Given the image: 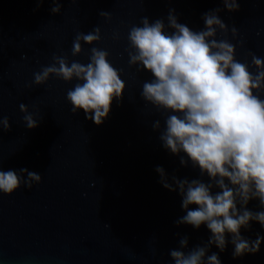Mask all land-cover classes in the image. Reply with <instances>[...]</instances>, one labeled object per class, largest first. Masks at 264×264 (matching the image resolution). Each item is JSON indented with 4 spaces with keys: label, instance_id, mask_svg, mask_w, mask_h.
Returning a JSON list of instances; mask_svg holds the SVG:
<instances>
[{
    "label": "water",
    "instance_id": "obj_1",
    "mask_svg": "<svg viewBox=\"0 0 264 264\" xmlns=\"http://www.w3.org/2000/svg\"><path fill=\"white\" fill-rule=\"evenodd\" d=\"M53 6V0H0V118L11 124L10 131L0 130V170L26 168L42 177L31 189L22 185L12 196L0 193V264H174L169 251L180 247L181 238H188L191 250L212 234L206 225L197 230L177 224L185 215L182 198L178 189L162 186L156 168H164L169 183L173 176L206 183L210 178L191 161L181 165L163 146L168 113L141 96L143 82L154 77L129 64L128 31L147 17L163 20L172 32L170 14L200 31L204 15L219 9L229 32L218 30L217 39L230 40L236 59L255 73L249 53L264 57V0H239L236 12L223 0H60L59 14L51 12ZM96 27L101 41L84 44V52L73 56L77 33ZM92 47L108 51L126 84L99 126L83 110L72 112L66 96L78 81L53 76L44 85L34 83V73L54 63V55L87 63ZM21 104L37 120L36 129L26 127ZM157 120L160 130L154 128ZM247 207L264 210L258 200ZM241 235L254 241L264 237V226L252 221ZM227 239L223 252L213 245L208 254L217 253L221 264H264V243L258 253L234 258L230 234Z\"/></svg>",
    "mask_w": 264,
    "mask_h": 264
},
{
    "label": "clouds",
    "instance_id": "obj_2",
    "mask_svg": "<svg viewBox=\"0 0 264 264\" xmlns=\"http://www.w3.org/2000/svg\"><path fill=\"white\" fill-rule=\"evenodd\" d=\"M53 3L51 12L59 14L60 0ZM223 3L229 12L239 11V0ZM218 12L204 15L206 27L200 31L179 23L174 14L169 15L167 25L172 32L166 30L163 20L150 22L147 17L128 31L129 64L154 77L143 82L141 96L157 111L168 113L160 134L163 146L180 157L181 165L187 167L191 161L193 168L210 178L206 183L173 176L169 183L164 168H156L164 188L179 190L185 215L177 224L197 230L206 225L212 234L207 244L191 250H187L188 238H181L180 247L169 251L174 264H221L217 253L208 254L209 248L214 245L223 252L229 234L234 258L256 254L264 243V237L250 241L241 235V229L249 228L252 221L264 226V210L253 212L247 207L258 200L264 209V98L260 95L264 93V57L249 53L255 73L246 62L237 60L235 45L226 38L217 39L218 30L225 36L229 32ZM100 16L111 19L106 11ZM231 32L233 37L238 34L235 27ZM100 41L99 27L79 32L72 55L80 56L84 44ZM53 61L34 73V83L44 85L53 76L69 83L78 81L66 96L73 114L83 110L89 120L102 125L114 101L122 99L126 90L108 51L92 47L87 63L70 62L66 55H54ZM20 109L26 127L36 129L38 122L27 106L21 104ZM154 128L161 129L158 120ZM0 130H11L6 117L0 118ZM33 182H42L39 173L26 168L0 170V193L8 196L22 185L31 189ZM214 188L219 191L213 192Z\"/></svg>",
    "mask_w": 264,
    "mask_h": 264
}]
</instances>
